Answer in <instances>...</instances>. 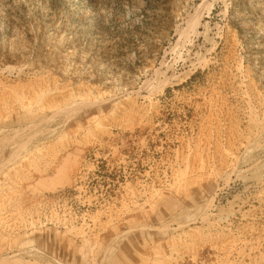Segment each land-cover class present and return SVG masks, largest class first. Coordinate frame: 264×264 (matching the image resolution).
Listing matches in <instances>:
<instances>
[{"label":"rangeland","instance_id":"1","mask_svg":"<svg viewBox=\"0 0 264 264\" xmlns=\"http://www.w3.org/2000/svg\"><path fill=\"white\" fill-rule=\"evenodd\" d=\"M0 264H264V0H0Z\"/></svg>","mask_w":264,"mask_h":264},{"label":"bare ground","instance_id":"2","mask_svg":"<svg viewBox=\"0 0 264 264\" xmlns=\"http://www.w3.org/2000/svg\"><path fill=\"white\" fill-rule=\"evenodd\" d=\"M202 4V3H201ZM201 4H198L196 7H195V10L193 11L192 15H191V19H190V26L191 25H198L201 20L203 19V16H204V6H202Z\"/></svg>","mask_w":264,"mask_h":264}]
</instances>
